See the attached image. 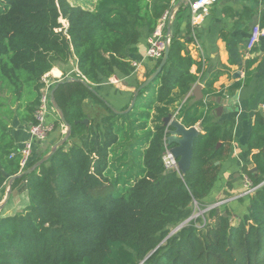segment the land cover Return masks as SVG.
Wrapping results in <instances>:
<instances>
[{
  "label": "trees",
  "instance_id": "1",
  "mask_svg": "<svg viewBox=\"0 0 264 264\" xmlns=\"http://www.w3.org/2000/svg\"><path fill=\"white\" fill-rule=\"evenodd\" d=\"M171 1L95 0L84 8L68 0H0V190L22 172L11 125L17 118L35 122L42 78L56 64L76 58L79 75L92 88L69 82L57 89L55 100L72 126L71 137L35 172L14 181L13 189L27 179L30 204L15 216L0 218V264H264L261 115L248 143L257 173L242 169L257 188L249 196L248 214L233 225L228 209H213L169 237L191 218L195 204L205 210L216 203L207 199L221 169L216 164L230 154L235 127L234 121L217 123L213 114L212 99L223 96L214 88L223 71L207 82L191 72L197 62L181 36L189 5L181 3L172 24L166 66L141 91L131 112L114 113L96 90L102 79L135 71L128 52L136 53L144 32L148 37L155 32ZM252 76L247 72L229 95ZM199 83L205 86L204 99L191 102L188 95ZM86 100L105 111L99 120L84 113ZM170 116L186 128L200 124L185 173L164 167ZM87 119L88 125L83 123ZM133 142L138 144L129 146Z\"/></svg>",
  "mask_w": 264,
  "mask_h": 264
},
{
  "label": "crops",
  "instance_id": "2",
  "mask_svg": "<svg viewBox=\"0 0 264 264\" xmlns=\"http://www.w3.org/2000/svg\"><path fill=\"white\" fill-rule=\"evenodd\" d=\"M68 1L84 8H91L95 2V0ZM178 2L181 3L184 0ZM199 22L198 39L202 52L199 53L191 49L188 52V45L191 42L188 7L182 22L181 36L184 38L182 41L188 42L185 44V51L197 62L193 65L191 72L203 77L204 82H207L214 73L223 71L214 85L215 90L222 92L223 96L212 99L215 104L213 114L219 124L229 121L235 122L230 154L224 162L219 163L221 169L218 179L207 200L209 203H214L228 199L227 209L233 216L239 218L246 214L250 205V197L242 196L246 190L245 179L248 178L242 169L245 166L250 170L251 166L256 168L251 161L248 143L257 116H262L261 110L264 114V36L254 52L247 50V42L253 29L257 26L264 28V0H218L216 4L211 6L209 13L199 19ZM147 38L148 36L144 32L135 47L136 53L128 52V56L134 62L141 64L136 72L130 76L118 73L110 79H102L101 83L96 86L99 95L118 111L130 106L138 86L146 81L148 72L154 68L155 62L147 58ZM252 61H254L252 66L248 68V64ZM247 72L253 73L250 83L243 85L234 95H229V88L235 83L244 82L247 78ZM49 75L51 80L57 82H63L67 78L81 79L76 58L71 59L65 65L56 64ZM112 79H117L119 84H113ZM199 84L204 89V83ZM189 97H192L191 93L188 95ZM193 101H195L194 98L191 102ZM83 111L88 116V112L98 115L105 113L100 106L91 100L84 102ZM91 119L95 120V118ZM59 120L58 115L53 110L48 117V124L52 127V131L46 142L35 145L34 160L41 154L51 151L53 146L64 138L66 127L63 123L58 124ZM30 125V123L20 122L18 118L11 125L10 134L19 151L31 138L29 134ZM196 128L201 133L200 124ZM9 180L0 190V207L5 202ZM29 204L26 179L18 187L13 189L12 186L11 196L0 211V218L15 216L23 212Z\"/></svg>",
  "mask_w": 264,
  "mask_h": 264
},
{
  "label": "built area",
  "instance_id": "3",
  "mask_svg": "<svg viewBox=\"0 0 264 264\" xmlns=\"http://www.w3.org/2000/svg\"><path fill=\"white\" fill-rule=\"evenodd\" d=\"M179 0H172V8L178 4ZM188 1V0H184ZM218 0H193L189 2V13H190V25H191V42L188 45L189 49L192 51L202 52V48L200 45V41L198 39L199 34V19L202 16H205L209 13L211 6L217 3ZM171 10L167 11L163 17L160 19L159 24L155 32L147 38V58L148 60L158 62L163 59L166 46L169 42H171V37L166 32L169 26L170 14ZM66 24L65 21H63ZM67 26V24H66ZM264 36V28L261 26H257L251 32L250 38L247 42V50L248 52H252L256 46L259 44L261 38ZM131 65L134 68V72H136L141 64L138 62H131ZM80 76V75H79ZM84 79L83 77H81ZM113 84H119L117 79L111 80ZM43 88L41 89V98L39 105L37 106L36 112L34 114L35 122L29 126V134L31 136L30 140L20 149L21 161L20 166L23 173L27 170L33 160V154L35 151V145L37 143H44L49 137V134L52 131V127L48 124L49 114L53 111L51 105V91L58 83L57 81L51 80V76L49 74L45 75L42 78ZM168 134L164 138L165 152L163 155V163L166 171L168 172H177L180 173V167L178 164V159L174 156L170 146L168 145L167 140ZM246 185L249 191L245 192L242 196H250L253 195L256 191V187H254L248 178L245 179ZM229 203V200H222L216 202L215 204L209 205L207 209H205L204 214L213 209L221 210L226 204ZM222 211V210H221Z\"/></svg>",
  "mask_w": 264,
  "mask_h": 264
},
{
  "label": "water",
  "instance_id": "4",
  "mask_svg": "<svg viewBox=\"0 0 264 264\" xmlns=\"http://www.w3.org/2000/svg\"><path fill=\"white\" fill-rule=\"evenodd\" d=\"M190 1H193V0H188V1L181 2V3H185L186 5H189ZM181 3L176 4V6H174V8L171 10L169 26L167 29L170 37H171V27H172L173 22L175 21V18H176L177 12L179 11ZM169 53H170V42L166 46L164 57L161 60V63L159 65L158 69L142 85H140L137 88V90L134 93V96H133V99H132V102H131L129 108L125 111H118L109 105L114 113L123 115V114H127V113L131 112L134 109L141 91H143L145 88H147L158 77V75L162 72L163 68L166 66L168 59H169ZM69 82H81L85 86H87L89 89L92 90V88L90 87V84L85 79H82V78L81 79H79V78H77V79L67 78L65 81L58 82L55 85V87L51 91V105H52L53 110L58 115L59 119L61 120V122L66 127L65 136L55 146H53L51 151L46 156H44L35 165L28 168L23 173L15 176V177H12L9 180V182H8L9 189L7 191V194H6L5 202L0 207V211L5 207V205L9 201V198H10L11 193H12V186H13L14 181L18 178L26 177V176L32 174L33 172H35L41 165L46 163L53 155H55L59 148L64 146L69 141V139L71 137V133H72V126L66 122L65 115L55 100V93H56L57 89L60 87V85L63 83H69ZM191 95L195 99V101L203 100L204 94H203L202 85L197 84L195 86V88L193 89V91L191 92ZM261 114H262V116H264L263 110H261ZM78 123L79 122H75V124H78ZM83 123L88 125L89 120L88 119L84 120ZM165 126L167 127L166 133L168 134V137H167L168 145L169 146L174 145L171 148V150H172L174 156L178 159L180 172L185 173L191 167L192 159H193L194 144H195V140L200 135V131L196 127L186 128L180 121L176 120L174 117H171V116L165 120ZM216 165H219V163H217ZM251 167H252L251 172L257 173V168H253V166H251ZM225 216H227V215L225 214ZM190 221H191V219L187 220L185 223H183L178 228H176L169 235V237L172 236L173 234H175L177 231H179L182 227H184Z\"/></svg>",
  "mask_w": 264,
  "mask_h": 264
},
{
  "label": "rangeland",
  "instance_id": "5",
  "mask_svg": "<svg viewBox=\"0 0 264 264\" xmlns=\"http://www.w3.org/2000/svg\"><path fill=\"white\" fill-rule=\"evenodd\" d=\"M154 62V61H153ZM155 65H156V62H155ZM154 65V66H155ZM88 112V111H87ZM88 114H89V116L91 117V118H95V120H99L100 118H101V116H103V113L101 114V115H98L97 113H90V112H88ZM121 143L122 144H126L127 143V140H126V138H122L121 139ZM136 145V144H138V142H133V143H130L129 144V146H131V145ZM133 148V147H132ZM137 169H138V167H136ZM249 189L250 188H248L247 187V185H246V190H245V192L247 191H249ZM244 192V193H245ZM251 196V195H250ZM244 197H247V196H244ZM249 197V196H248ZM226 200H228V199H226ZM207 209V208H206ZM227 209V204L223 207V209H222V211L221 212H223L224 210H226ZM204 211L205 210H202L197 204H195L194 205V213H193V215L191 216V221H196V220H198V219H203L204 217H203V213H204ZM246 214H248V209H247V212H246ZM245 214V215H246ZM244 215V216H245ZM230 216H231V222H232V224L233 225H236V224H238L239 223V221H240V219L241 218H243L244 216L242 215V217H239V218H237V217H235V216H233V214H230Z\"/></svg>",
  "mask_w": 264,
  "mask_h": 264
},
{
  "label": "bare ground",
  "instance_id": "6",
  "mask_svg": "<svg viewBox=\"0 0 264 264\" xmlns=\"http://www.w3.org/2000/svg\"><path fill=\"white\" fill-rule=\"evenodd\" d=\"M20 152V151H19ZM250 181V180H249ZM250 183L252 184V182L250 181Z\"/></svg>",
  "mask_w": 264,
  "mask_h": 264
}]
</instances>
